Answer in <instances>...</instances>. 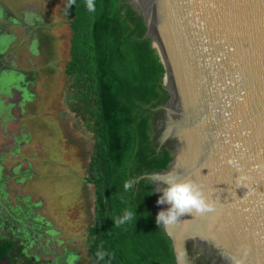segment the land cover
Listing matches in <instances>:
<instances>
[{
  "label": "water",
  "instance_id": "1",
  "mask_svg": "<svg viewBox=\"0 0 264 264\" xmlns=\"http://www.w3.org/2000/svg\"><path fill=\"white\" fill-rule=\"evenodd\" d=\"M127 1L166 68L153 137L173 159L144 176L154 208L169 207L157 203L169 174L215 207L161 224L175 259L182 250L184 264H264V0Z\"/></svg>",
  "mask_w": 264,
  "mask_h": 264
},
{
  "label": "trees",
  "instance_id": "2",
  "mask_svg": "<svg viewBox=\"0 0 264 264\" xmlns=\"http://www.w3.org/2000/svg\"><path fill=\"white\" fill-rule=\"evenodd\" d=\"M64 1L71 30L69 105L93 140L84 179L94 199L88 257L91 264H176L172 242L156 224L154 183L144 177L167 170L173 159L153 137L159 108L169 99L159 51L144 38L146 26L127 0H93L94 12L87 10V0ZM3 188L0 182L1 198ZM25 204L27 220L13 211L21 238L0 236V263L39 264L33 258L37 250L28 248L45 247L49 228L60 235L47 217L32 214L35 206ZM3 209L15 210L8 204L0 217ZM125 211L132 219L117 223Z\"/></svg>",
  "mask_w": 264,
  "mask_h": 264
},
{
  "label": "rangeland",
  "instance_id": "3",
  "mask_svg": "<svg viewBox=\"0 0 264 264\" xmlns=\"http://www.w3.org/2000/svg\"><path fill=\"white\" fill-rule=\"evenodd\" d=\"M69 20L64 0H0V59L16 70L1 74L0 182L7 193L0 210L9 203L10 212L27 220L26 202L59 230H46L51 241L45 235V247L33 249L39 264H91L94 199L84 179L93 140L69 105Z\"/></svg>",
  "mask_w": 264,
  "mask_h": 264
},
{
  "label": "clouds",
  "instance_id": "4",
  "mask_svg": "<svg viewBox=\"0 0 264 264\" xmlns=\"http://www.w3.org/2000/svg\"><path fill=\"white\" fill-rule=\"evenodd\" d=\"M87 10L95 11L93 0H87ZM239 147V145H237ZM230 165H236L234 159L227 161ZM166 187L162 189V195L157 200L158 204H167L169 207L162 209L156 216V224L165 226L175 224L185 214L204 215L215 210L213 201L204 193V191L191 180H178L175 175L169 174L164 178ZM125 189L131 187V184L125 183ZM133 213L125 211L123 218L117 223L132 219ZM185 253L178 250L177 264H184ZM239 264V262H237Z\"/></svg>",
  "mask_w": 264,
  "mask_h": 264
},
{
  "label": "flooded vegetation",
  "instance_id": "5",
  "mask_svg": "<svg viewBox=\"0 0 264 264\" xmlns=\"http://www.w3.org/2000/svg\"><path fill=\"white\" fill-rule=\"evenodd\" d=\"M31 12V11H30ZM41 15V17H39V19H37L38 21H40V19H41V21L44 23V25H46V22L44 21V19H45V17H43L42 16V14H40ZM29 16V17H28ZM26 17H28V18H34L31 14H26ZM43 18V19H42ZM35 19V18H34ZM33 19V20H34ZM29 21V20H28ZM31 23H30V25L34 22V21H30ZM37 23H40V22H37ZM37 23H34L35 25L37 24ZM33 24V25H34ZM44 42H45V40H44ZM1 43V42H0ZM2 63V64H1ZM8 71H16V70H10V67H8L7 65H6V63L4 62V59L3 58H1L0 59V86H1V79H2V75L1 74H3V73H5V72H8ZM22 83H25V82H22ZM22 85V84H21ZM22 88V87H21ZM7 113V114H6ZM9 111L8 112H5V115L7 116V117H9ZM4 116V115H3ZM5 116V117H6ZM4 117V119H6ZM158 142V141H157ZM16 143V142H15ZM159 143V142H158ZM16 145V144H15ZM15 148V151L14 152H16L17 151V149H19V147H17V149H16V147H14ZM1 160V159H0ZM0 199H3V198H1L0 197ZM18 202H22V201H19L18 200ZM4 203V200H1V202H0V204H3ZM9 204V203H8ZM8 207V206H7ZM0 223H2L1 224V226L2 227H0V236L1 237H6V238H11L12 240H16L17 238L19 239V238H21V236L23 235V232H21V231H19L18 229H15V227H16V225H17V219H16V217L14 216V213L11 211L10 212V209H6V216H3V217H0ZM7 226V227H6ZM37 245L36 244H34L33 246H30V248H28V250H32V249H34L35 247H36ZM27 250V249H26ZM27 250V251H28ZM4 261H8V263L9 264H12L13 262H10V260L8 259V260H4ZM4 261H2V262H4ZM1 262V263H2ZM14 264V263H13ZM16 264V263H15ZM198 264H200V262L198 261Z\"/></svg>",
  "mask_w": 264,
  "mask_h": 264
}]
</instances>
